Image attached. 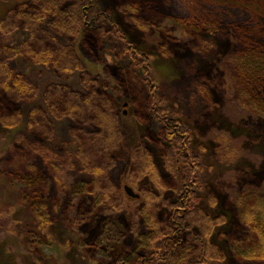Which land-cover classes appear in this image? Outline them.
I'll use <instances>...</instances> for the list:
<instances>
[{"label":"rangeland","instance_id":"1","mask_svg":"<svg viewBox=\"0 0 264 264\" xmlns=\"http://www.w3.org/2000/svg\"><path fill=\"white\" fill-rule=\"evenodd\" d=\"M92 1L109 18L112 31L104 27L100 37L80 29L70 39L50 27L53 16L40 29L75 49L119 107L125 144L110 149L118 154L115 163L98 180L123 200L114 202V191L96 198L90 192L91 173L76 157L74 165L67 162L78 151L76 136L91 128L51 118L52 139L30 129L31 110L45 108L46 88L60 84L84 91L81 72L64 78L49 65L16 56L13 72L34 84L38 95L32 102L12 103L0 91L2 116L18 123L8 128L0 122V264H139L144 258L145 264H164L167 246L159 235L167 222L166 204L176 201L175 179L165 166L170 146L164 122L148 110L145 76L139 71L137 82L130 79L133 49L149 57L156 109L183 120L192 148L201 152L204 169L196 171L197 200L190 205L224 219L211 238L224 258L215 264H264V259L234 253V246L252 235L244 215L247 195L264 191V0ZM33 3L0 0V20L14 7ZM28 35L19 28L0 40L19 48ZM34 144L47 147L50 159L28 152ZM139 146L152 155L156 183L139 179L133 161ZM91 157L92 164L102 159L93 151ZM125 185L140 198L128 196Z\"/></svg>","mask_w":264,"mask_h":264},{"label":"trees","instance_id":"2","mask_svg":"<svg viewBox=\"0 0 264 264\" xmlns=\"http://www.w3.org/2000/svg\"><path fill=\"white\" fill-rule=\"evenodd\" d=\"M51 16L54 19L48 22L50 27L57 30V34L70 39L78 36L80 29L88 33H100V37L103 36L104 27L107 28V32L112 31L108 27L109 18L92 0H34L31 6L23 4L14 7L0 20V37L12 34L19 28L25 29L29 35L27 41L19 48L4 45L0 40V91L12 103L32 102L36 99L37 87L22 75L15 74L11 68V60L18 55H23L38 64L49 65L64 78L81 72L80 83L84 91L73 90L65 85L50 84L43 94L45 108L31 110L29 125L31 131L43 139H52L54 135L55 129L51 118L56 120L69 118L83 130L91 128L92 131L76 136L79 142L78 151L66 158L71 166L74 165L75 157L79 160L84 171L90 172L94 177L90 192L98 199H106L110 191H116L111 190L114 188L107 183L105 186L99 184L98 176L109 171L115 163L118 154L111 152L110 149L125 144L118 127L120 110L110 99L112 96L106 93L107 84L85 69L75 49L61 46L55 35L40 29V24ZM131 54L134 75H130V79L137 82L139 71L145 76L144 82L148 84L147 89L150 93L148 110L164 122V137L170 146L165 166L175 179L173 191L176 201L166 204L167 222L159 235L160 239H165L162 242L164 241L167 246L162 261L164 264L222 262L224 258L211 238L215 228L220 223L224 224V219L214 218L198 207L190 205L192 201L197 200L193 188V185L197 184L196 171L204 169L201 152L192 148V133L183 120L171 117L165 111L162 113L159 108L156 109L158 103L155 100V86L147 54L137 49H133ZM262 55L264 56V52ZM116 92L115 95H118V90ZM262 106L264 104H261ZM2 112L0 109L2 125L12 128L18 124L14 118L2 116ZM91 144H94L96 150H92ZM27 150L28 152L34 150L33 153L42 156L43 160L50 159L49 149L42 145L34 144ZM92 151L102 156L100 162L91 163ZM134 151L133 161L138 168L139 179L147 177L156 183L158 179L152 155L140 146ZM94 157L93 155V159ZM178 163L183 165L181 170L177 167ZM83 190L89 193L86 187ZM116 193L117 195L112 198L116 199L114 202L122 201L120 192ZM244 209L246 220L251 223L252 235L246 242L237 243L234 246V253L245 259H264V191L250 192L245 200ZM39 217L42 220L44 215ZM148 260L152 262V259ZM145 263L146 258L139 264Z\"/></svg>","mask_w":264,"mask_h":264},{"label":"water","instance_id":"3","mask_svg":"<svg viewBox=\"0 0 264 264\" xmlns=\"http://www.w3.org/2000/svg\"><path fill=\"white\" fill-rule=\"evenodd\" d=\"M125 106H127V104H125ZM125 114H126V112H125ZM124 190L128 196H130L134 199L140 198V195L138 193H136L132 187L125 185Z\"/></svg>","mask_w":264,"mask_h":264}]
</instances>
